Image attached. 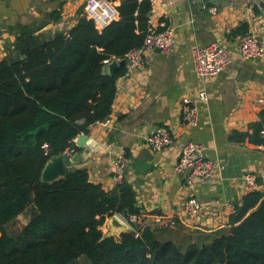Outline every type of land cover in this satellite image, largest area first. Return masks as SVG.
I'll use <instances>...</instances> for the list:
<instances>
[{"label": "trees", "instance_id": "1", "mask_svg": "<svg viewBox=\"0 0 264 264\" xmlns=\"http://www.w3.org/2000/svg\"><path fill=\"white\" fill-rule=\"evenodd\" d=\"M151 1L119 0L116 18L100 29L84 13L46 37L20 27L0 59V264H264V184L241 196L225 231L181 246L138 224L116 237L102 234L100 225L113 214L148 215L123 180L104 190L79 168L40 180L48 159L110 113L127 64L111 73L102 66L140 47ZM259 117L250 134L234 135L264 149V111ZM27 208L26 223L8 232L6 225Z\"/></svg>", "mask_w": 264, "mask_h": 264}, {"label": "crops", "instance_id": "2", "mask_svg": "<svg viewBox=\"0 0 264 264\" xmlns=\"http://www.w3.org/2000/svg\"><path fill=\"white\" fill-rule=\"evenodd\" d=\"M258 1L152 0L149 25L171 28L172 48L166 53L142 49V67L127 69L116 80L110 122L106 126L98 121L91 124L61 154L69 156L72 169H85L91 182L112 190L111 163L123 152V182L132 187L138 209L148 213L137 224L148 226L159 240L181 246L208 241L214 230H226L234 205L247 192L243 175L252 173L257 188L264 184V149L234 135L250 134V124L259 121V113L264 111V54L242 59L235 48L241 36L249 32L256 33L264 46V9ZM84 2L0 0V59L11 50L20 27H28L41 37L67 30L77 14L83 13ZM101 2L100 7L107 8L105 15L114 20L119 0ZM211 6L213 12L208 9ZM108 21L96 14L94 25L100 29ZM236 28L238 33H233ZM210 42L221 44L231 61L215 76H196L190 49ZM113 60L103 64L104 72H109ZM199 91L206 99L197 104L196 125L186 126L179 117L180 101L196 97ZM262 123L260 135L264 134V117ZM156 126L167 127L172 142L152 151L144 138ZM186 141L200 142L205 155L216 163L209 178L196 179L190 186L174 171ZM189 196L200 204L194 215L183 210V201ZM100 230L103 235L107 230L105 235L116 237L128 227H115L106 217Z\"/></svg>", "mask_w": 264, "mask_h": 264}, {"label": "built area", "instance_id": "3", "mask_svg": "<svg viewBox=\"0 0 264 264\" xmlns=\"http://www.w3.org/2000/svg\"><path fill=\"white\" fill-rule=\"evenodd\" d=\"M103 2V1H102ZM101 0H85L83 13L94 22L96 14L104 15L111 21L110 15H105L107 8H101ZM108 7V6H106ZM214 11V7H208ZM113 20V19H112ZM107 22V23H108ZM172 29L164 27L160 30L152 28L150 25L143 37L140 47L131 49L123 56L127 61V69H138L142 67V49L168 52L173 45ZM236 53L242 59L261 57L264 54V46L257 34L254 32L245 33L237 41ZM192 71L196 76H215L222 71L231 61V56L224 47L217 42H210L204 46H194L189 52ZM107 61H105L106 63ZM206 99L205 93L199 91L196 97L183 98L179 104L180 121L186 126H195L198 118L197 104ZM102 126H106L110 121L108 116L100 121ZM144 142L152 151L160 150L171 144L170 130L164 126H156L145 135ZM204 146L197 141H186L180 147L174 171L181 173L183 182L190 186L196 179L209 178L216 167L215 161L205 155ZM126 163L125 155L120 152L111 163V178L114 185L123 180V167ZM244 189L246 191L258 187L256 178L252 173H245L242 177ZM183 210L187 215H194L199 212L200 204L194 197H187L183 201ZM116 216L124 222L128 230L132 229L131 224H137L141 219L140 215L129 214L123 217L121 214Z\"/></svg>", "mask_w": 264, "mask_h": 264}, {"label": "water", "instance_id": "4", "mask_svg": "<svg viewBox=\"0 0 264 264\" xmlns=\"http://www.w3.org/2000/svg\"><path fill=\"white\" fill-rule=\"evenodd\" d=\"M258 5L264 9V2L261 0L258 1ZM124 63L127 64L128 62L124 60H119L118 62H115L114 60L111 61L108 68L109 72L106 73H111L113 68ZM68 158L69 156L64 154L48 159L40 172V180L44 182H50L62 177L65 172L71 171L72 168L70 167ZM121 215L125 217L126 212L123 211ZM110 223L115 227H121L124 225V222L120 220L115 214L110 216Z\"/></svg>", "mask_w": 264, "mask_h": 264}, {"label": "rangeland", "instance_id": "5", "mask_svg": "<svg viewBox=\"0 0 264 264\" xmlns=\"http://www.w3.org/2000/svg\"><path fill=\"white\" fill-rule=\"evenodd\" d=\"M29 212H30V210L27 208L25 211H23L20 215H17L16 217H15V219L12 221V222H10V223H8L7 225H6V230L8 231V232H10V233H14V232H16L17 230H19V228L22 226V225H24L25 223H26V221H27V219H28V217H29ZM103 233H104V235L105 234H108L109 233V231H105V230H103ZM80 263V261H76L75 263H73V264H79Z\"/></svg>", "mask_w": 264, "mask_h": 264}]
</instances>
